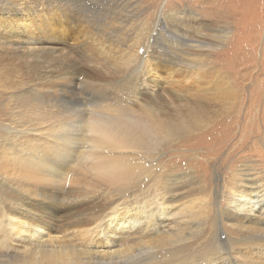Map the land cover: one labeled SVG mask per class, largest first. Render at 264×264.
I'll return each instance as SVG.
<instances>
[{
	"label": "rangeland",
	"instance_id": "1",
	"mask_svg": "<svg viewBox=\"0 0 264 264\" xmlns=\"http://www.w3.org/2000/svg\"><path fill=\"white\" fill-rule=\"evenodd\" d=\"M215 1L70 2L69 6L87 22L95 16L100 24H105L106 9L120 11L115 17L121 20L114 26L107 25L108 35L97 39H92L91 34L71 31L59 2H0V17L8 13L17 20L13 33L21 37V46L30 39L35 47L19 52L13 42L4 44L1 36L12 34H5V28L0 27V144L1 140H9V144L17 142L11 133L23 145L29 144L27 133L33 129L23 119L28 114L26 106L41 103L39 98L51 99L50 86L58 84L56 79L49 81L51 70L65 64L59 60L62 50L52 48L57 43L64 52L74 49L73 56L96 78L123 82L127 88L132 87L131 82H137V90L146 94L150 75L144 67L147 51L156 48L155 53L166 58L170 54L165 40L154 38L161 12L167 34L198 37L203 33L217 34V28L223 27L228 35L225 45L212 50L205 59V67L197 71L202 79L194 75L173 77L156 96L157 110L166 112L175 126L188 124L186 130H191L182 132L179 138L161 148L143 184L138 183L125 196L116 194L110 199L103 193L104 186L89 189L84 180L71 185H44L50 192L47 201L52 213L63 216L65 223L73 227L59 235V240L33 245L30 259L28 253L9 249L12 242L7 235L10 225L6 219L10 213L21 217L17 208L7 207L8 198L28 195L26 191L20 195L14 192V184L32 186L31 181L14 176L9 179L0 171V236H3L0 262L20 264L25 259L27 264H37L41 262L42 252L59 250L69 252L67 257L77 254L74 264H151L157 258L161 262L159 254L165 251L174 253L169 262L181 264L199 259L207 247L221 249L226 259L243 260L237 247L256 241L257 237L246 226L248 223L242 224L230 216L235 211L238 193L253 190L250 206L264 213V0ZM52 5L55 13L50 10ZM214 7L223 16L221 20ZM99 23H94L95 28L101 27ZM64 33L67 38L62 37ZM108 38L111 43L106 42ZM128 48L134 49L133 57ZM87 55H92L94 60L88 62ZM173 56L178 62L177 52ZM77 79L71 90L79 95L83 93L86 100L91 94L98 101L99 91L78 84L80 77ZM30 85L35 90L25 95ZM100 92H105V88L100 87ZM131 99V95L127 96L123 102L131 104ZM146 99L143 106L148 105L150 97L146 95ZM137 110V114L144 112L142 106ZM200 123L204 124L200 126ZM86 143L83 132L78 144L84 148ZM68 205L75 209L66 211ZM95 209H100L98 215L93 213ZM158 209L163 213L162 219L168 214L173 221L184 220L176 224L172 221L170 232L155 241L140 245L127 243L121 246L125 251L116 253L98 236L99 229L85 234L86 229L123 218L126 211L151 217ZM165 261L163 258L162 262Z\"/></svg>",
	"mask_w": 264,
	"mask_h": 264
},
{
	"label": "bare ground",
	"instance_id": "2",
	"mask_svg": "<svg viewBox=\"0 0 264 264\" xmlns=\"http://www.w3.org/2000/svg\"><path fill=\"white\" fill-rule=\"evenodd\" d=\"M12 1L14 0H0L1 3L7 4ZM72 1L74 0H50L52 4L59 2L62 5L65 23L71 31L91 34L92 39L102 38L101 36L108 35L110 30L107 25H113L121 20L115 17L119 10L109 8L105 10L107 19L105 24H100L95 16L87 22L84 16L77 14L69 6ZM84 1L120 3L123 0ZM218 1L220 0L215 2ZM50 10L55 13V6ZM214 11L219 17L220 12L216 7ZM222 18L223 16H220V20ZM159 20L154 38L160 42L165 40L170 54L166 58L155 53L156 48L147 51L144 67L150 75L144 90L146 94L137 90V82H131L132 87L127 88L126 83L123 82L98 79L93 72L83 68L84 63L73 56L74 49L70 48L64 52L63 46L58 47L57 45H60L58 43L52 47L55 50H62L59 60L65 64L51 70L49 81L51 82L52 79L58 81V84L50 86L51 99L39 98L41 103L24 108L28 114L23 119L33 129L32 132L27 133L30 136L29 144L23 145L14 133H11V136L17 142L13 141L9 144V140H1L0 144V171L4 176L9 179L14 176L18 180L27 178L32 184V186L14 184V192L20 195L26 191L28 195L26 198L12 197L7 200V207H15L21 212V217L10 213L11 215L6 219V223L10 225L7 233L12 242L10 250L28 253L30 259L34 253L33 245L59 240V235L67 233L73 227L65 223L63 216L52 213L47 201L50 192L44 185H71L84 180L89 189L94 190L98 186H104L103 193L107 199L116 194L125 196L138 183L148 179L154 167V159L161 148L179 138L182 132L191 130V128L186 130L188 124L175 126L166 112L157 110L156 96L164 90V85L173 77L194 75L202 79L197 71L205 67V59L212 50L220 49L225 45L228 35L225 34L223 27L217 28V34L214 35L203 33L198 37H183L172 32L167 34V26H163L166 23L163 12ZM16 21V18L8 13L0 17V27L5 28L3 32L12 34L0 35L4 44L13 42L19 52H22L21 49L25 52L35 50L30 39L21 46V37L13 33L14 27L17 26ZM94 23H99L101 27L95 28ZM72 24H75L76 28ZM85 24L90 25L83 29ZM210 31L212 32L211 29ZM10 37L14 40H10ZM62 37L67 38L65 33ZM106 42L111 43V38ZM153 45L155 46L156 42ZM128 52L131 53V57L135 54L134 49L128 48ZM175 52L178 62L174 60ZM85 59L88 62L94 60L92 55L85 56ZM78 77H80L78 84L82 86L85 84L86 88L99 91L98 101H96L97 97L91 94L86 100L83 93L79 95L76 94L77 91L71 90L75 84L77 85ZM40 80L43 83V79ZM100 87H104L105 92H100ZM30 90H35V86L30 85L25 95ZM130 95L131 104L123 102V99ZM146 95L150 99L148 105L143 106V103L147 102ZM45 99L47 100L43 102ZM83 100L85 103H82ZM139 106L144 109L141 114H137ZM203 124L200 123V126ZM83 132L87 138L84 148L78 144ZM75 144L78 146L75 147ZM18 170H21V173H14ZM253 195V190H241L238 193L235 211L230 212L233 219L242 224L248 223L246 226L257 237L254 239L256 241L237 247L236 251L243 260L226 259L221 249L207 247L199 259H191L181 264H264V213L250 206ZM99 202L100 199L93 205ZM171 203L172 200H169V204ZM72 209L75 207L68 205L66 211ZM99 212L100 209H95L93 213L98 215ZM162 217L163 213L159 209L151 217L140 216L136 212L128 214L126 211L123 218L108 220L95 229H86L85 234L94 233L99 229L98 236L106 241V246L111 251L114 249L117 253L125 251L123 247L127 243L140 245L167 235L172 228L170 224L173 219L168 214L164 219ZM183 220L179 218L173 222L176 224ZM41 255V262L37 264H74L78 256L74 254L67 257L69 252L64 253L59 250L42 252ZM173 255L174 253L162 251L159 254L161 262L157 258L151 264H174L169 262ZM132 256L135 258L134 255ZM163 258H166L165 262H162ZM33 259L38 261L35 257ZM0 264H14V262L2 261ZM20 264L27 262L23 259Z\"/></svg>",
	"mask_w": 264,
	"mask_h": 264
}]
</instances>
